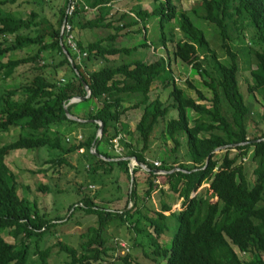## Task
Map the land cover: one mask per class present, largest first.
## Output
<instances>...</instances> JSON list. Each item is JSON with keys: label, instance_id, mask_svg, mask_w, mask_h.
<instances>
[{"label": "trees", "instance_id": "1", "mask_svg": "<svg viewBox=\"0 0 264 264\" xmlns=\"http://www.w3.org/2000/svg\"><path fill=\"white\" fill-rule=\"evenodd\" d=\"M119 1L64 0L54 18L35 11H30L25 18H16L2 11L15 0H0V80L11 77L21 65L32 64L38 71L29 82L0 89V132L19 129L15 141L0 146V264H27L30 254L27 241L41 238L50 228L68 222L76 209L95 216L96 226L88 229V239L80 245L82 254L79 256L75 248L57 243L59 251L69 257L67 264H101L108 258H116L114 248H107L102 237L105 226L113 220L135 236L145 237L155 262L264 264V135L248 137L252 112L238 84L239 63L230 44L232 28L244 39L240 24L246 20L251 28L249 43L258 46L250 50L254 60L250 71L253 83L247 92L253 100L257 95L264 100L263 0H200L199 8L189 11L178 8L177 0H153L150 12L137 9L133 17L113 10V3ZM157 2L159 4L154 5ZM69 3L74 6L70 15L67 14ZM150 17L176 19L183 39L175 42L169 54L162 34L160 45L166 57L152 62L120 61L118 57L150 47L147 43L131 48L115 46L119 38L129 34L133 25ZM192 17L212 27V39L217 40L228 61H220L205 37V30L196 27ZM63 22L71 26L70 33L79 52L68 45L69 34L61 31ZM99 29L113 32L94 41L87 40L85 44L76 35L84 37L86 31ZM143 30L146 32L145 26ZM33 46L37 48L33 55L11 58L14 53ZM45 52H56L61 57L57 64L49 65L50 70L46 72L47 67L39 64ZM4 56H8L6 61H3ZM208 61L212 62L211 67ZM178 62L191 69L211 91L210 99L191 83L187 86L194 90L196 99L176 85L171 65ZM97 63L102 67L95 70ZM62 67L69 73L58 79L56 73ZM165 75L168 78L157 91L165 97L159 94L152 99L151 87ZM83 83L90 91L89 98L66 109L70 116L76 117V109L87 108L78 116L83 121L79 122L66 116L65 106L74 98L86 96ZM91 102L94 109L90 108ZM129 103L131 107H126ZM140 106L143 111L132 131L121 118L129 108ZM172 112L176 117L169 119ZM260 118L264 120V109ZM96 122L103 126L100 139L96 138ZM78 134L80 140L76 138ZM155 139L162 142L157 150L162 149L164 159L157 157V150L151 148ZM166 140L173 144L169 152ZM182 140L186 147L185 163L174 166L169 159L178 153ZM231 145L235 146L229 147ZM116 146L120 147L119 153L109 155L108 151H115ZM93 147L107 161L91 154ZM224 147L221 156L215 154L216 149ZM41 149L58 154L49 161L53 165L68 164L65 156L80 153L90 160L86 170L91 174L100 170L110 175L117 168V178L130 183L124 207L104 210L84 195L76 205L69 207V213L73 209L69 217L61 218L48 217L36 205H29L18 194V183L6 164V157L17 150ZM247 156L253 164V182L247 178L241 162V158ZM132 158L149 171L134 167L130 175ZM158 158L160 165L155 167L153 163ZM153 170L165 174H154ZM140 185L146 186L142 195L138 192ZM155 192L159 193L160 209L152 216L145 215L140 205ZM208 195L215 198L216 205L202 211L201 205ZM170 198L173 205L180 201V210L166 215L165 212L171 210ZM6 230L14 240L21 236L20 242H7L2 236ZM163 235L171 236L169 247L160 244ZM50 251L47 248L41 253L43 262Z\"/></svg>", "mask_w": 264, "mask_h": 264}, {"label": "rangeland", "instance_id": "2", "mask_svg": "<svg viewBox=\"0 0 264 264\" xmlns=\"http://www.w3.org/2000/svg\"><path fill=\"white\" fill-rule=\"evenodd\" d=\"M64 0H15L13 4H7L2 8L3 12H8L14 15L16 18H25L30 11H35L40 15L54 18L60 6H62ZM264 2V0H263ZM134 4V5H133ZM159 2L154 5H158ZM176 6L184 11H189L192 8L198 9L200 0H177ZM153 0H128L126 3L125 11H130L129 7H138L137 9H145L144 11L150 12L152 10ZM154 7V6H153ZM142 11V10H141ZM193 18V17H192ZM194 25L201 30H205V37L210 40V47L216 51L220 61H228L227 56L220 51L217 40L212 38L214 30L212 27L208 28L206 22L198 21L193 18ZM145 26L146 32L143 30ZM244 39L240 38V32H237L236 28L230 30L231 47L236 53L239 63V86L241 92L245 97V101L249 105L252 115L248 122V137H259L264 135V120L260 118V115L264 109V100L260 96H256L255 100L248 94V87L252 85V78L250 77V71L254 68V60L250 54L251 48L258 49V46L251 45L249 43L251 28L248 26L246 20H242L240 24ZM134 31L131 34V31ZM128 35L119 38L115 46L123 48H131L140 46L147 43V46L138 49V53H133L129 56L118 57L120 61L130 62L133 60H143L144 62H152L155 59L163 56L166 57L162 46L160 45L161 35L165 36L167 40V50L171 54L175 46V42L182 40L183 36L179 32L176 26V19L168 21L160 17H150L143 21V23H137L136 27L132 28ZM109 32L108 30H94L86 31L84 37L82 34H77V37L83 41H94L97 38L105 37ZM83 37V38H81ZM171 40L174 41L171 42ZM37 48L35 46L24 50L23 52L14 53L11 58L17 59L26 55H33ZM8 56L3 57V61H6ZM114 59V58H111ZM61 60V57L56 52H45L43 54V61L39 64L46 66L44 72L49 71V65L57 64ZM113 63V62H111ZM44 64V65H43ZM208 67H211L212 62H207ZM102 64L97 63L93 69L97 70L101 68ZM38 71L33 69L32 64L19 66L15 73L7 78L5 81L0 80V89H8L12 86H17L29 82ZM69 70L65 67L57 70L56 77L61 79L64 75L68 74ZM171 74L174 78L176 85L183 89L188 96L196 99L197 95L194 90L188 88L187 83H191L195 89L202 92L206 99H210L211 91L202 85L199 78L194 76L195 73L189 68H186L183 64L178 62L171 65ZM167 75L151 87L150 96L152 99L160 93L157 92L161 89L162 81H166ZM162 98L165 94H160ZM133 103V102H132ZM132 103L125 106L132 105ZM201 103V102H199ZM97 107V104H95ZM94 109V105L91 102L90 108ZM131 107V106H129ZM87 108H82L77 111L81 115ZM143 111V106L138 109L129 108L127 112L122 116L121 120L128 124L133 131L137 122L139 121ZM176 117L175 112L169 114L168 118ZM19 129L10 128L8 132H0V146L10 144L18 138ZM161 140H156L151 143V148L157 150L161 145ZM167 152L173 147V144L166 140ZM115 151H108L109 155L119 153L120 147L116 146ZM185 151L186 147L184 140H182V146L177 154H174L169 159V163L177 166L178 164L185 163ZM234 152V150H232ZM215 154L221 156L222 150L216 151ZM157 157L164 159L165 154L162 149L155 154ZM58 156L56 152H49L45 149L38 151H25L17 150L11 152L6 157V164L11 169L14 177L18 183V194L21 198H24L31 206L36 205L41 213L48 214V217L59 216L61 218L69 217L71 212H68L70 206L76 205L84 195H88L93 199L96 206L104 210H117L122 209L125 205V199L130 191V183L123 181L121 178H117L118 170L114 169L113 173L106 175L102 171L96 173H89L86 168L87 164L90 165V160L82 157L80 153L71 154L66 157L68 164L58 166L53 165L49 161L55 159ZM154 161L160 162V159ZM49 162V163H48ZM241 162L245 167V174L247 178L252 181L254 179L251 174L253 164L249 157L241 158ZM41 170L40 173H37ZM253 182V181H252ZM157 183L160 185V181ZM146 186H138V192L142 195ZM167 187H165L166 189ZM159 193L152 194V198L142 203V213L152 216L155 211L160 209L159 207ZM171 205V210L165 212L169 215L170 212H176L180 210V201L177 204ZM207 210H211L216 205L215 198L208 195L206 200L202 203ZM131 207L129 203L128 209ZM96 226V217L86 215L82 210L76 209L68 222L58 224L54 228H50L49 232L44 234L41 238L27 241L30 243V254L27 260V264H67L69 257L60 252L57 243L60 241L63 244L75 248L78 256L82 254L80 245L87 242L90 227ZM151 231V230H149ZM8 230L3 233V238L10 243H19L21 236L14 240L9 234ZM168 236V237H165ZM103 239L105 240V246L109 249L114 248V259H106L101 264H165L162 261H152L151 248H147V239L145 237L135 236L126 227H122L117 220L111 221L105 226L103 232ZM171 236L163 235L160 238V244L163 247H169ZM124 245V248L120 249L118 246ZM51 249L47 255L45 261H42L41 253L45 249ZM110 254V253H109ZM243 257L242 254H239ZM122 259H118V258ZM126 258V261L123 260Z\"/></svg>", "mask_w": 264, "mask_h": 264}, {"label": "water", "instance_id": "3", "mask_svg": "<svg viewBox=\"0 0 264 264\" xmlns=\"http://www.w3.org/2000/svg\"><path fill=\"white\" fill-rule=\"evenodd\" d=\"M67 56H68V55H67ZM68 59H69V62L71 63V65H72V67H74L73 64H72L71 59H70L69 57H68ZM83 86H84V89H85V91H86V96L83 97V98H74V99L70 100V101L66 104V106H65V113H66V116H67L69 119L74 120V121H80V120H78L76 117L70 116V115L68 114V112H67L66 109H67V107H68L69 105H71V104H74V103H77V102H79V101H83V100L89 98V96H90V91H89L88 87L85 85V83H83ZM96 124L98 125V129H97V133H96V138H97V139H100V138H101V135H102L103 126H102V124L99 123V122H96ZM233 146H235V145H231V146H229V147H233ZM223 149H225V147H224V148H220V149H216L214 152L219 151V150H223ZM91 154L95 155V156H96L97 158H99V159H102V160L107 161V159L103 158L102 156H100L99 154H97V153L95 152V148H94V147L91 149ZM133 161H134L133 164H132L131 162L129 163L130 175H132V170H133V167H134V166H137V167L141 168V169L144 170V171H149L148 169H146V167H145L144 165L138 163L135 159H134ZM206 163H207V161H206ZM152 172H153L154 174H165L164 172L157 171V170H153ZM201 210H202V211H207L206 207H205V206H202V205H201Z\"/></svg>", "mask_w": 264, "mask_h": 264}, {"label": "built area", "instance_id": "4", "mask_svg": "<svg viewBox=\"0 0 264 264\" xmlns=\"http://www.w3.org/2000/svg\"><path fill=\"white\" fill-rule=\"evenodd\" d=\"M73 10H74V6L71 3H69L68 4V8H67V14L70 15L73 12ZM61 31L69 34L67 36V43L70 46V48L72 50L76 51V52H79L78 48L76 47V43L74 41L73 34L70 33L71 32V26L69 24H67L66 22H63L62 27H61ZM83 56H85V54ZM80 139H81V137L78 136L77 137V140H80ZM154 164H155V166H158L159 165L157 162L154 163ZM118 247L120 249H122V248H124V245H120Z\"/></svg>", "mask_w": 264, "mask_h": 264}, {"label": "crops", "instance_id": "5", "mask_svg": "<svg viewBox=\"0 0 264 264\" xmlns=\"http://www.w3.org/2000/svg\"><path fill=\"white\" fill-rule=\"evenodd\" d=\"M127 1L128 0H121V1H119V2H116V3H113V10L114 11H116V12H118V14H122V13H127L128 14V16H130V17H133L135 14H134V12L135 11H137V8L138 7H129V10L130 11H125L124 10V8H126V3H127ZM147 1V0H146ZM134 5V4H133ZM140 10H142V11H144L145 9H140ZM134 27H136V25H133V28ZM130 30H132V28H130ZM81 33V32H80ZM79 109H76L75 110V115H76V118H78V116H79V114L80 113H77V111H78ZM82 115V114H81ZM79 119V118H78Z\"/></svg>", "mask_w": 264, "mask_h": 264}, {"label": "clouds", "instance_id": "6", "mask_svg": "<svg viewBox=\"0 0 264 264\" xmlns=\"http://www.w3.org/2000/svg\"><path fill=\"white\" fill-rule=\"evenodd\" d=\"M159 1H163V0H159ZM73 117H74V116H73ZM78 120H79V119H78ZM79 122H83V121L80 120ZM78 136H80V134H78V135L76 136V138H77ZM80 137H81V136H80ZM90 153H91V150H90ZM133 160H134V158L130 159V162H131L132 164L134 163ZM130 162H129V163H130ZM156 162L160 165V163H159L158 161H154V163H156ZM154 163H153V164H154ZM159 165H158V166H159ZM154 166H155V164H154ZM158 166H155V167H158ZM134 167H137V166H134ZM134 167H133V168H134ZM161 172H162V171H161ZM162 175H164V174H162Z\"/></svg>", "mask_w": 264, "mask_h": 264}]
</instances>
